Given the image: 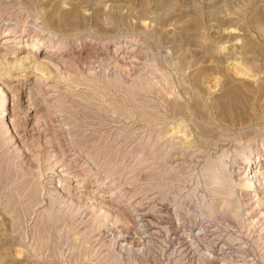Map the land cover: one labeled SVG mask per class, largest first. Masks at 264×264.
<instances>
[{
	"label": "rangeland",
	"instance_id": "rangeland-1",
	"mask_svg": "<svg viewBox=\"0 0 264 264\" xmlns=\"http://www.w3.org/2000/svg\"><path fill=\"white\" fill-rule=\"evenodd\" d=\"M4 31L0 264H264V0H0Z\"/></svg>",
	"mask_w": 264,
	"mask_h": 264
},
{
	"label": "bare ground",
	"instance_id": "bare-ground-1",
	"mask_svg": "<svg viewBox=\"0 0 264 264\" xmlns=\"http://www.w3.org/2000/svg\"><path fill=\"white\" fill-rule=\"evenodd\" d=\"M10 32V31H9ZM1 35H3V39H0V42H1V45L2 46H5V47H10V45H9V43H11V42H21V41H23V39H24V34L22 33V32H19L18 33V35L17 36H15V39L14 40H11V41H8L7 40V38H8V36H10V34L8 33V31H4V32H1L0 33ZM26 35V34H25ZM26 40V39H25ZM13 45V44H12ZM65 45H67V44H65ZM53 49H55L56 51L55 52H57V50H59L60 49V47L58 48L57 46H55ZM50 50V49H49ZM14 51V50H13ZM52 50H50V52L48 51L47 53H46V58H49V59H47L49 62L48 63H50V64H54L55 65V67H57L58 66V64H57V61L55 62V59H56V54L55 53H53V52H51ZM57 53H59V54H62V52L61 51H58ZM76 53V52H75ZM45 54V53H44ZM77 56L76 57H70V55H62V57H61V59H62V63H63V68L65 67V68H67L71 63H72V59H75V60H77V62H78V60L80 59L81 60V57H80V54H76ZM66 56V58H64ZM47 63V64H48ZM59 63V62H58ZM53 65V66H54ZM11 68V67H10ZM71 69V68H70ZM73 69V68H72ZM64 70V69H63ZM67 71H69V69L67 70ZM75 71V70H74ZM93 73L94 72H90L89 74H91V75H93ZM67 74H69V73H67ZM98 74V73H97ZM90 75V76H91ZM120 75V74H119ZM140 76V75H139ZM150 76V75H149ZM65 77H66V73H65ZM48 78V77H47ZM83 77H81V78H78L77 80H75V82L77 83V82H79V84H85L86 86L88 85V86H90V88L92 87V88H96V80L94 79V78H90V77H84L83 79H82ZM126 78V77H125ZM137 78V77H136ZM70 79V78H69ZM120 79V78H119ZM118 79V80H119ZM142 79V78H141ZM141 79H139V80H141ZM1 80V79H0ZM36 80H38V79H36ZM110 80V79H109ZM126 80V79H125ZM121 81V80H120ZM3 82H1L0 81V87H2V89L1 90H3V93H4V95L3 96H5V95H8L9 96V93H8V90H7V88L2 84ZM110 83V82H109ZM136 83H137V81H136ZM139 83V82H138ZM232 83V82H231ZM78 84V83H77ZM78 84V85H79ZM96 84V85H95ZM116 84V83H115ZM118 84V83H117ZM228 84V83H227ZM230 84V83H229ZM107 85V84H106ZM124 85H126V84H124ZM134 85H135V83H134ZM139 85V84H138ZM166 85V84H165ZM100 86V85H99ZM118 86H120V85H118ZM136 86V85H135ZM124 87V86H123ZM140 87V86H139ZM145 87V86H144ZM109 88V87H108ZM108 88H106V89H108ZM126 88V87H125ZM137 89V88H136ZM135 89V90H136ZM95 90V89H94ZM134 90V91H135ZM138 90V89H137ZM91 91V90H90ZM93 91V90H92ZM104 92H105V90H103ZM229 92V91H228ZM18 93V92H17ZM81 93V92H80ZM88 93V92H87ZM102 93V92H101ZM140 94V93H139ZM65 95V94H64ZM79 95V94H78ZM96 95V94H95ZM103 95V94H102ZM76 96V95H75ZM80 96H81V98H82V100L83 99H85V98H92V97H94V95H92L91 93H88L87 95H86V93L83 95V96H85V97H83L81 94H80ZM106 96H108L107 94L105 95V97ZM135 97V96H134ZM232 97V96H231ZM70 98V97H69ZM128 98V97H127ZM137 98V97H136ZM95 99H97V98H95ZM95 99H93V100H95ZM110 99V98H109ZM233 99V98H232ZM86 100V99H85ZM107 100V99H106ZM8 101V100H7ZM7 101H6V99L5 98H3V99H1L0 100V131H2V132H4V133H11V132H14V131H12L13 130V128H14V123L15 122H13V128H12V122H11V120H9V118H8V114H9V107H8V104H7ZM87 101V100H86ZM232 101V100H231ZM75 102H76V100H75ZM77 102H80V101H78L77 100ZM174 102V101H173ZM222 102H224V101H222ZM228 102V101H227ZM236 102V101H235ZM234 102V103H235ZM175 103V102H174ZM15 104V103H14ZM78 104V103H77ZM196 104V103H195ZM200 104V103H199ZM228 104V103H227ZM80 105V104H79ZM81 105H84V104H81ZM183 105V104H182ZM198 105V104H197ZM224 105V104H223ZM232 105H233V103H232ZM231 105V106H232ZM235 105V104H234ZM234 105H233V107H234ZM1 106H3V108H1ZM75 106V105H74ZM174 106V105H173ZM201 106V105H200ZM77 107V106H76ZM222 107V106H221ZM182 109V108H181ZM234 110H236L235 108H233ZM232 109V110H233ZM238 109V108H237ZM199 110V109H198ZM197 110V111H198ZM50 111V110H49ZM127 111V110H126ZM224 111H226V110H224ZM241 111V110H240ZM2 112V113H1ZM73 112V111H72ZM130 112V111H129ZM128 112V113H129ZM6 113V114H5ZM123 114V113H122ZM200 114H201V112H200ZM225 114V113H224ZM240 114V113H239ZM237 115V114H236ZM5 116H6V118H5ZM159 116H160V114H159ZM202 116H204V115H202ZM225 117V116H224ZM236 117H238V116H236ZM205 118V117H204ZM198 119V118H197ZM238 119V118H237ZM162 120V119H161ZM236 120V119H235ZM163 121V120H162ZM20 124V123H19ZM22 124V123H21ZM17 126H18V124H17ZM16 127V126H15ZM20 127V126H19ZM19 127H17V128H19ZM204 129V128H203ZM15 131H16V129H15ZM163 132V131H162ZM11 134H13V133H11ZM163 134V133H162ZM208 135V134H207ZM251 135V134H250ZM13 136H14V134H13ZM204 136V135H203ZM215 136V135H214ZM210 137V136H209ZM171 142V141H170ZM168 143V142H167ZM190 144V143H189ZM247 146V145H246ZM247 149V148H246ZM250 151V150H249ZM248 154V153H247ZM219 156V155H218ZM249 160V159H248ZM213 164V163H212ZM228 164V163H227ZM262 165H264V163H262ZM219 166H220V168L218 167V166H216V165H210V167H209V169L206 171V173H205V175L207 176V177H209V178H211V181L213 182V183H216V184H219V185H226V184H229L230 183V177H229V174H227L226 172H227V166H226V164H225V161L223 160V158H221V160H220V164H219ZM229 166V165H228ZM248 166H250V164L248 165ZM251 166H252V164H251ZM233 167V166H232ZM230 168V167H229ZM220 169V170H219ZM231 169V168H230ZM229 169V170H230ZM249 170H250V178H245L246 180H245V186H252V187H254V186H257V185H255V184H257V183H259L260 181V179H259V177L257 176H255L256 175V170L254 171V170H252V167L251 168H249ZM224 171H225V173H224ZM246 171H248V170H246ZM69 171H67V173H68ZM229 172V171H228ZM230 173H231V171H230ZM239 173V172H238ZM242 173V172H241ZM243 174V173H242ZM248 174V173H247ZM232 179L234 180V178H233V176H232ZM237 181V180H236ZM234 182V181H233ZM28 185H29V183H28ZM259 186V185H258ZM260 186H261V184H260ZM259 186V188H261ZM19 187V186H18ZM22 187V186H21ZM19 189V188H18ZM17 189V190H18ZM24 189V188H23ZM22 189V190H23ZM16 192V191H15ZM20 192H21V194H22V191L20 190ZM213 192H215V193H219V194H221V193H224V194H227V195H231L233 192H234V189H232V190H230V191H224V190H222V189H213ZM19 194V193H18ZM239 195V194H238ZM246 195V194H245ZM238 199V198H237ZM231 201V200H230ZM245 202V201H244ZM243 202V203H244ZM234 203V202H233ZM258 203V202H257ZM241 204H242V202H241ZM240 204V206H239V208H241V209H243V205H241ZM256 205V204H255ZM206 206V205H205ZM208 206V205H207ZM257 206V205H256ZM255 206V207H256ZM261 206H263V205H261ZM208 207H210L209 209H210V211L212 210H214L215 211V208H216V206H214L213 204H211V202H210V204H209V206ZM253 207V206H252ZM259 207V206H258ZM207 208V207H206ZM245 208V207H244ZM259 208H261V207H259ZM258 209V208H257ZM262 210H264V208H262L261 209V211ZM243 211V210H242ZM245 211V210H244ZM253 211V210H252ZM258 211V210H257ZM254 212H255V210H254ZM244 213V212H243ZM253 213V212H252ZM256 214V213H255ZM254 214V217L257 215H255ZM248 216H250V215H248ZM248 219V218H247ZM250 220V219H249ZM183 240V239H182Z\"/></svg>",
	"mask_w": 264,
	"mask_h": 264
}]
</instances>
